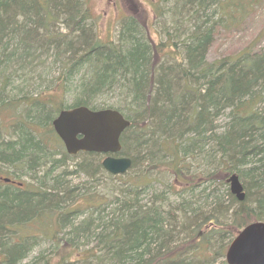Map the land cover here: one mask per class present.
Wrapping results in <instances>:
<instances>
[{"label":"trees","instance_id":"16d2710c","mask_svg":"<svg viewBox=\"0 0 264 264\" xmlns=\"http://www.w3.org/2000/svg\"><path fill=\"white\" fill-rule=\"evenodd\" d=\"M263 1L152 0L156 17L176 26L165 42L150 41L142 25L125 18L116 42L101 45L86 23L87 0H0V114L10 115L8 126L0 125V171L24 168L41 190L0 188L1 264H36V258L26 262L36 246L14 234L43 211L35 212L40 203L29 196H42L50 217L65 215L72 196L59 172L67 174L68 162L82 157L69 176L83 174L91 186L101 181L99 156H68L51 127L61 111L78 107L114 110L129 123L114 157L131 161L125 175L132 176L114 188L103 213L104 204L92 201L93 187L84 189L91 193L89 210L66 225L65 244L87 251L71 264H217L218 257L226 264L236 234L264 223V48L210 64L207 55L218 31L237 28ZM21 66L42 70L39 78L61 97L71 96L70 105L33 98L32 85L24 92L32 77ZM54 68L58 75L50 80ZM108 96L115 106L98 103ZM225 112L218 134L215 123ZM151 172L170 174L177 191L165 184L166 192L143 204ZM232 174L243 189L241 202L225 183Z\"/></svg>","mask_w":264,"mask_h":264},{"label":"rangeland","instance_id":"374dc122","mask_svg":"<svg viewBox=\"0 0 264 264\" xmlns=\"http://www.w3.org/2000/svg\"><path fill=\"white\" fill-rule=\"evenodd\" d=\"M152 3V0H87L88 20L86 21V23L89 24L94 39L101 45H107L108 43L116 42V34L119 28V24L121 20L125 18H132L137 21L140 25H142L146 36L150 41L154 43H158L159 41L165 42V33L167 31L171 33L172 29L176 26H169L171 22L168 18L158 19L156 17L158 11L154 10V8L151 6ZM254 8L255 9H249L247 14L238 20L237 28L229 32H217L215 42L210 48L209 53L207 55V62L209 64L215 60L227 56L234 57L244 49L260 51L264 48V1ZM186 25H183V27H186ZM179 29L181 30V28ZM179 29L177 30L178 33ZM166 44L167 46H169V42H167ZM20 69V72H23L24 74L28 73L30 74V77H32V82L29 81L27 84L23 83V86H21L22 84H19V86L24 89V92L26 86L32 85L33 88H31V91H33V89H36L32 92L33 98L41 94V96L37 98L38 100L43 101L51 98L54 104L57 105L60 99H63V103L65 104V106L70 105L71 96L68 97V95L66 96V94H63V97H61L60 92L54 93L51 88H49V84L48 86H46L47 82L50 83L48 80H43L39 78L42 70L38 69L37 71H33L34 73H31V71L28 72V67L21 66ZM16 70L17 69L14 68L12 70V73H14ZM57 75V68H54L50 80L52 78H56ZM42 83L43 86L41 85ZM11 95L14 96V93H12ZM98 103L104 106L110 105L113 107L116 105L117 100L116 98L114 99L108 96L98 100ZM226 120L227 113L225 112L217 119L215 123L216 133H222V129ZM9 121V113L2 111L0 114V125L3 127H7ZM102 159L103 157L99 156V163ZM81 160L82 157H79L77 159L71 160V162H68V164H66L63 168V170L65 169L64 171H66L67 174H63L62 171L59 172V174L63 176L66 182L67 190L71 192V194L67 196H72L71 200L66 203V207L63 212L65 215L57 213V215H53L52 217H50L49 206L48 204H42V201L40 199L42 196H29L33 204L40 203L35 212L37 210L43 211L40 212V215L33 221L28 222L22 227H20L18 229L17 234H14L16 241H27L28 243H33V245L36 246L32 250L33 252L28 255L26 262H29L31 259L36 258V264L74 263L78 258L77 255H82L81 252L87 251V249L79 247L76 251L73 248L67 247V244H65V242L68 241L65 235L67 233L66 225H69V221L76 220L78 216H82L89 210H87L89 205L86 202L87 198L91 195V193L89 190L84 191V189H90L91 187H93V189L95 190V198L92 199V201L96 205L99 202L104 204L100 207V209H98L103 213L108 208L110 203H112V201L114 200V188L119 187L122 182H128L130 179L131 174H124L122 176H115L118 177V179L109 180L108 178H106V173L102 170V174L98 175L101 178L100 183H95V185L93 184L92 186L88 185V183L86 182V177L83 174H78L75 176H69L71 174H68L73 170L74 164L72 163ZM197 164L201 163L197 161ZM8 171L12 174H10ZM25 173L26 172L24 168L22 169L19 167L15 168V171H11V169L1 170L0 188L6 187V185L2 182L3 179H13L17 183L23 185L22 189L25 192H38V190H40L38 182L35 179L26 176ZM159 174L151 172L148 175V179H152V184L149 185V188L147 189L146 193L141 197V201L143 204H146L147 201L151 199V195L158 194L163 191L166 192L163 187V185L165 184H171V186L174 187L172 191H177V184L176 182H173V177L170 176V174L162 172L160 175ZM38 177L39 175H37V178ZM46 187L49 186H45V188ZM168 196L170 198V201H176V197L174 195ZM59 225L61 227H59ZM49 226H52V228L54 229L53 232H51L50 234H48L49 231H47V233L45 232V230L48 229ZM60 228H62V230L59 232ZM57 232L59 234H57ZM8 236L13 237L12 233ZM59 239L62 240L61 244L57 243ZM187 242L188 241L185 240V243ZM216 243H218V241H215L214 243L213 247L215 250L219 248V245H216ZM58 244H60V246H58ZM221 261L222 259L218 257L216 263L218 264ZM22 264H24V262Z\"/></svg>","mask_w":264,"mask_h":264},{"label":"water","instance_id":"95a60500","mask_svg":"<svg viewBox=\"0 0 264 264\" xmlns=\"http://www.w3.org/2000/svg\"><path fill=\"white\" fill-rule=\"evenodd\" d=\"M51 127L68 156L80 153L103 156L100 167L113 177L130 170L129 159L114 157L121 149L120 137L129 127L119 112L78 107L61 111ZM226 184L230 195L241 202L244 193L238 177L231 175ZM224 260L226 264H264V223L255 222L242 228L226 249Z\"/></svg>","mask_w":264,"mask_h":264},{"label":"flooded vegetation","instance_id":"af4514ba","mask_svg":"<svg viewBox=\"0 0 264 264\" xmlns=\"http://www.w3.org/2000/svg\"><path fill=\"white\" fill-rule=\"evenodd\" d=\"M6 186H8V187H11L12 189H14V190H18V191H20V192H25L22 188H23V185L22 184H20V183H17L15 180H10V182L9 183H7V184H5ZM20 185V186H19ZM30 194H32V193H30ZM2 263V261H1V257H0V264Z\"/></svg>","mask_w":264,"mask_h":264}]
</instances>
